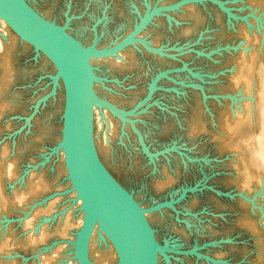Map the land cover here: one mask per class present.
<instances>
[{"label":"rangeland","instance_id":"1","mask_svg":"<svg viewBox=\"0 0 264 264\" xmlns=\"http://www.w3.org/2000/svg\"><path fill=\"white\" fill-rule=\"evenodd\" d=\"M26 1L41 15L49 9V20L82 45L102 46L146 4L170 0ZM163 13L141 42L90 65L94 93L121 109L144 98L158 75L126 119L93 108L98 156L141 206L161 204L147 217L163 246L156 264H264V0H201ZM0 22V264H34L53 237L31 246L27 233L79 209L56 151L55 70ZM39 179L44 187L30 191ZM53 201L51 216L24 227ZM102 245L95 242L90 264L107 252ZM110 251L105 259L115 264Z\"/></svg>","mask_w":264,"mask_h":264},{"label":"water","instance_id":"2","mask_svg":"<svg viewBox=\"0 0 264 264\" xmlns=\"http://www.w3.org/2000/svg\"><path fill=\"white\" fill-rule=\"evenodd\" d=\"M198 1L201 0L146 4L122 35L106 45L94 46L82 45L63 26L43 17L26 0H0L1 20L21 41L29 44L35 52L42 53L60 78L63 97L59 146L70 186L82 211L73 240L76 264H90L87 245L95 226L111 245L115 264H156L157 251L163 248L154 238L145 208L101 162L94 144L92 124L94 103L118 115L129 114L150 94L158 75L151 79L144 98L133 108L122 110L94 94L89 58L116 54L139 40V33L154 16ZM192 188L186 187L187 190ZM181 191L182 194L185 189ZM170 201L163 203L169 204Z\"/></svg>","mask_w":264,"mask_h":264},{"label":"bare ground","instance_id":"3","mask_svg":"<svg viewBox=\"0 0 264 264\" xmlns=\"http://www.w3.org/2000/svg\"><path fill=\"white\" fill-rule=\"evenodd\" d=\"M193 4V3H192ZM149 5V4H148ZM182 8V7H181ZM49 10V9H48ZM45 10L43 13H42V16L47 18L49 20V18L51 17L50 16V10ZM167 12V11H166ZM161 14H164V13H161ZM160 15V14H159ZM50 16V17H49ZM158 16V15H157ZM155 16L153 17V20H154ZM51 19V18H50ZM1 20V18H0ZM0 24H2V22H0ZM150 25V23H148ZM147 24V25H148ZM146 25V26H147ZM3 28H6L4 25H1ZM65 30V29H64ZM144 31V30H143ZM141 31V32H143ZM141 32L139 34H141ZM9 33V32H8ZM76 33V32H75ZM74 35V34H73ZM75 36V35H74ZM78 36V35H77ZM140 36V35H138ZM134 44V43H132ZM129 45L125 46L128 47ZM120 52V51H118ZM38 53V52H37ZM40 54V53H39ZM114 55V54H113ZM42 58H43V63L45 61L49 62L50 61L43 55L41 54ZM111 55H108V56H96V57H90L89 58V63L90 65L92 64V62H97L96 59L99 58V57H110ZM100 61V60H99ZM100 63V62H98ZM94 64V63H93ZM46 65V63H45ZM93 76V71H92V68H91V78ZM54 79V85L55 87L57 88V94H56V99H57V106L55 108V110L57 111V113L59 114V119H60V114H61V108H62V97H63V91H62V85H61V82H60V78L59 76L56 74L55 72V77L53 78ZM92 84V83H91ZM56 88H54L56 90ZM94 87H92L93 89ZM95 90H93L94 92ZM97 91V90H96ZM100 93V94H99ZM96 96L102 98V99H107V98H104V94H102V92H99L98 91V94L97 93H94ZM55 95V94H54ZM37 105V104H36ZM94 105H97V106H94ZM100 106V107H99ZM118 106V105H116ZM104 106H101L99 104H96L94 103L93 104V108L94 109H97L98 111L102 112V113H106L107 116L111 115L110 113L107 112V110H103ZM36 108V107H34ZM102 108V109H101ZM106 108V107H104ZM107 109V108H106ZM37 110V109H36ZM109 110V109H108ZM123 110V109H122ZM110 111V110H109ZM111 113H113L114 115H117L118 117L122 118V119H125L126 117V114L124 113H119L120 115H118L117 113H114L112 111H110ZM94 114V113H93ZM105 115V116H106ZM124 117V118H123ZM261 117H262V128H261V137L262 139L264 138V84H263V91H262V99H261ZM59 128H60V121H59ZM94 133V132H93ZM60 138V136H59ZM261 139V140H262ZM258 156L260 157L259 160L261 159V161L264 162V143H259V149H258ZM56 151H57V156L63 160V157H62V151H61V147L59 146V142L56 146ZM103 151V150H102ZM101 151V152H102ZM107 152V151H106ZM105 152V153H106ZM100 153V152H99ZM103 153V152H102ZM98 154V153H97ZM104 154V153H103ZM102 154V155H103ZM105 156V155H104ZM108 158V157H107ZM114 159V158H113ZM106 160V159H105ZM104 160V161H105ZM112 160V159H111ZM109 161V160H108ZM115 163V161H114ZM118 164V163H117ZM115 166V165H114ZM117 166V165H116ZM113 168V166H112ZM68 179V177H67ZM68 183L70 184V181L68 179ZM44 187V183L41 179H39L37 182H35L32 187H31V190L30 191H37V190H41L42 188ZM69 191H71V193H73L72 195L75 196V203L73 204L74 207H78V212L77 214L73 215V213L75 212V210H72V211H69L65 210V213L63 212V215H53L51 218H55L56 219V223H53V224H50L48 226L47 223H42L40 224V226L38 225L37 229H35V231L33 232H30V233H27V242L25 243L26 245H31V246H36L38 244H42L46 242V240L50 237H53L51 239L52 240V243L50 246H46L48 250H45V246H43V249H38L39 252H37L35 254V261H34V264H76V260H75V257H74V254H73V240H74V236H75V233L77 231V228H78V225L80 223V220H81V206H80V201L78 199V197L76 196L75 194V191L73 190V188H71L70 186V189ZM21 198L22 200H24V197H19ZM55 205V202H50L48 203L45 207L39 209V210H36L35 213L32 214V216L26 220L24 222V227L26 228H29L28 224L31 223L32 219H37V218H40V219H46V217L48 216H51L52 215V208L53 206ZM161 206V205H160ZM73 206H71L72 208ZM73 207V208H74ZM70 208V209H71ZM155 209L157 208H150V209H147L145 208V216L146 218L150 215L149 213H151V215L154 214L155 212ZM151 211H154L153 213ZM157 212V211H156ZM155 212V214H156ZM148 217V218H149ZM156 217V215H155ZM157 218V217H156ZM151 219V218H150ZM153 219V217H152ZM149 220V219H148ZM150 222V221H149ZM57 239V240H56ZM59 240V241H58ZM51 241V240H50ZM102 242V244H104L105 247H108L106 249V251L108 252V254H111V251L110 249H112L111 245L109 244V242L106 240L104 234L102 233V231L99 229L98 226H95L94 229H93V232L91 233L90 235V238H89V242H88V245H87V250H88V255L89 253H92V251L94 250L93 247H94V244L95 242ZM49 242V241H48ZM65 250L67 251L68 250V256H64L62 254H64V248L65 247ZM101 246V245H99ZM103 246V245H102ZM103 246V247H104ZM103 250H101L99 252V262L96 261V263L98 264H110L109 261H111L110 259L107 260V258L105 259V255H107V252L104 251V253L102 252ZM112 252L114 253L113 249H112ZM61 253V254H60ZM158 254V253H157ZM112 256V255H111ZM115 256V254H114ZM62 257V259H61ZM91 257H93L91 255ZM89 257V259L91 258ZM107 257V256H106ZM110 257V255H109ZM113 258V257H112ZM97 260V259H96ZM113 260V259H112ZM158 260V258H157ZM114 261V260H113ZM112 261V262H113ZM91 263V261H90ZM158 263V262H157ZM95 264V262H94ZM112 264V263H111Z\"/></svg>","mask_w":264,"mask_h":264},{"label":"clouds","instance_id":"4","mask_svg":"<svg viewBox=\"0 0 264 264\" xmlns=\"http://www.w3.org/2000/svg\"><path fill=\"white\" fill-rule=\"evenodd\" d=\"M13 168V165L11 163H9L8 165V171H9V174L11 173V169Z\"/></svg>","mask_w":264,"mask_h":264},{"label":"flooded vegetation","instance_id":"5","mask_svg":"<svg viewBox=\"0 0 264 264\" xmlns=\"http://www.w3.org/2000/svg\"><path fill=\"white\" fill-rule=\"evenodd\" d=\"M151 4H152V3H151ZM151 4H150V5H151ZM136 19H137V18H136ZM136 19H135V20H136Z\"/></svg>","mask_w":264,"mask_h":264}]
</instances>
